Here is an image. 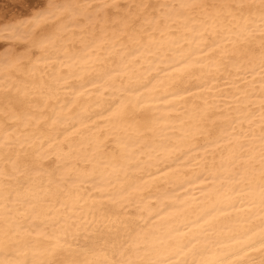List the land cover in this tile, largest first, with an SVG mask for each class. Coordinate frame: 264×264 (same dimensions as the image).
Returning a JSON list of instances; mask_svg holds the SVG:
<instances>
[{
  "label": "bare ground",
  "instance_id": "1",
  "mask_svg": "<svg viewBox=\"0 0 264 264\" xmlns=\"http://www.w3.org/2000/svg\"><path fill=\"white\" fill-rule=\"evenodd\" d=\"M47 2L0 0V264H264L261 0Z\"/></svg>",
  "mask_w": 264,
  "mask_h": 264
},
{
  "label": "snow or ice",
  "instance_id": "2",
  "mask_svg": "<svg viewBox=\"0 0 264 264\" xmlns=\"http://www.w3.org/2000/svg\"><path fill=\"white\" fill-rule=\"evenodd\" d=\"M144 6L147 7V5H144ZM80 7L82 6L81 5L71 6L73 15L77 14V9ZM261 7H262V11H264V0H261ZM66 11H69V8L58 6L57 0H48V2L45 4L44 12L38 15V19L40 20L51 19L54 21L62 22L61 14ZM21 47L24 50L18 53L20 59L27 58L29 55L33 54L32 48L28 47L27 45H21ZM190 243L191 242L185 243L183 245H179V247L181 248V250L188 249ZM261 247L264 248V240H262ZM145 264H187V261L175 262L171 260L164 261V260H151L150 259V260L145 261Z\"/></svg>",
  "mask_w": 264,
  "mask_h": 264
}]
</instances>
